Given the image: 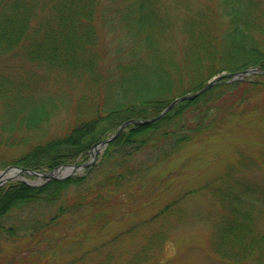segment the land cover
Listing matches in <instances>:
<instances>
[{
	"label": "trees",
	"instance_id": "1",
	"mask_svg": "<svg viewBox=\"0 0 264 264\" xmlns=\"http://www.w3.org/2000/svg\"><path fill=\"white\" fill-rule=\"evenodd\" d=\"M101 1L0 0V132H3L0 170L10 164L48 171L74 164L78 158L85 159L94 143L114 132L126 119L155 116L179 94L201 88L209 76L219 73L217 69L223 63L264 66V50L252 34L264 35V10L259 8L257 16L250 18L255 8L252 0L247 8L236 0H221L228 19L227 33L224 37L211 34L209 42H205L208 34L200 25L204 20L197 19L201 16L199 11L205 14L206 10L190 13L189 0H177L176 5H182L188 13L180 29L184 34L183 49L189 55L181 66L176 55L158 41L168 27L167 11L160 0H111L108 10L116 13L119 22L128 28L125 42L129 54L116 58L117 64L112 69L104 67L106 53L100 49L99 28L102 23L108 26V20L103 17L105 10L100 13ZM129 35L134 40L130 43L137 48L135 51L141 49L145 57L131 56ZM244 68L228 66L223 70ZM203 69L207 70L206 79L198 73ZM186 75L195 83L189 90L184 89ZM242 85L246 91L261 89L264 78L217 84L200 97L179 103L174 112L157 122L127 127L102 156L111 160L104 174L100 163L99 168L87 170L84 176L49 180L38 187L22 181L0 186V221L16 211L29 212L38 204L53 205L54 215L43 220L44 224H38L41 220H31L21 226L25 231L23 237L28 235L31 243L64 223L68 211L76 210L79 214L87 210V215L99 219L106 197L119 190L116 184L121 178L127 180L133 175L139 178L192 140L206 132L213 133L224 116L233 113L241 102V98L230 100ZM58 93L62 97L56 96ZM70 94H74L73 100ZM61 112L73 118L68 128L62 134L47 136L48 126ZM13 148L19 154L10 160L3 150ZM150 149H155L154 162H135L138 155ZM261 174L264 177V171ZM241 187L239 194L256 192L249 186ZM72 188L75 194L69 193ZM130 192L124 193L132 197L134 194ZM260 193L256 192L254 200L264 205ZM230 195L226 192L220 197ZM238 205L235 203L229 209V216L236 223L229 219L220 232L223 237L237 239L238 249H250L253 243L247 239L249 233L245 228L249 220L235 218ZM81 214L77 216H86ZM12 229L0 225V235L7 232L16 237ZM259 240L263 242L264 238ZM232 251L229 252L236 256L244 255ZM80 258L72 259L70 264Z\"/></svg>",
	"mask_w": 264,
	"mask_h": 264
},
{
	"label": "rangeland",
	"instance_id": "2",
	"mask_svg": "<svg viewBox=\"0 0 264 264\" xmlns=\"http://www.w3.org/2000/svg\"><path fill=\"white\" fill-rule=\"evenodd\" d=\"M176 1H159L166 8L168 27L158 41L176 55L175 59L181 66L189 52L184 51V34L178 30L188 13L182 5L177 6ZM249 1L236 0L243 8H247ZM110 2L101 1L100 13L105 10L103 17L108 20L104 19L108 26L102 23L99 33L100 49L106 53L104 67L112 69L117 64L116 58L128 55L129 50L127 43L123 42L128 28L125 23L119 22L116 13L108 10ZM189 3L190 13L197 9L206 10L205 14L199 11L201 16L197 18L204 20L200 25L208 34L205 42L210 41L211 34L218 37L226 35L228 19L221 0H189ZM252 3L255 8L249 9L252 10L250 18L257 16L259 8L264 10V1L252 0ZM210 24H213L212 28ZM194 26L201 29L197 24ZM254 26L257 25L251 27ZM252 34L254 41L264 50V35L261 32ZM128 38V44L133 47L131 56L145 57V52L141 49L135 51L137 48L130 43V40L134 43L132 36ZM175 48L178 52L174 51ZM235 63L238 62L223 63L217 70L220 73L228 66L262 67L259 64L237 66ZM198 73L205 79L208 75L206 69ZM191 78L184 77L185 90L195 85ZM245 89L246 86L242 85L239 91H234L230 101L242 100L233 113L224 116L213 133L206 132L192 140L183 149L174 151L167 161L155 164L139 178L136 175L127 180L121 178L116 184L119 190L106 197L99 219H96L98 216L87 215V210L81 212L86 215L84 218L78 217L82 214L76 210L68 211L69 214L63 218L64 223L61 222L43 237H36L31 243L28 235L23 237L25 231L21 226L31 220H41L38 224H44L43 220L54 215L53 205L38 204L29 212L16 211L1 220V226L13 227L16 237L7 232L0 235V264H70L79 256L81 258L73 264H264V241L259 240V237L264 238V205L254 200L258 191L264 199V177L261 174L264 171V87L251 91ZM188 92L192 90L185 93ZM56 96L62 97L60 93ZM70 98L73 100L74 94H70ZM72 119L70 114L67 116L61 112L48 126L47 136L63 133ZM0 134L3 135V132ZM154 150L138 155L135 162H154ZM3 151L10 160L19 154L15 148ZM103 153L104 150H100L93 161L91 156L88 157L86 167L77 170L76 176L84 175L89 164L99 168L100 163L104 174L111 160L107 157L103 159ZM66 169L64 167L60 171ZM21 179L32 185L44 182L36 175H24ZM243 180L256 192L239 194ZM232 182H237V185ZM129 191L134 194L132 197L124 193ZM226 192L231 195L221 199V194ZM69 193L75 194V190L72 188ZM235 203L240 204L235 218L249 220L245 228L249 233L247 239L253 243L250 249H238L237 239L223 237L220 232L229 219L236 223L229 216V209ZM71 219L75 222L71 223ZM77 220L80 222L76 223ZM231 250L237 255H244L236 256L229 252Z\"/></svg>",
	"mask_w": 264,
	"mask_h": 264
},
{
	"label": "bare ground",
	"instance_id": "3",
	"mask_svg": "<svg viewBox=\"0 0 264 264\" xmlns=\"http://www.w3.org/2000/svg\"><path fill=\"white\" fill-rule=\"evenodd\" d=\"M180 33H181V29H180ZM123 42H125V40H123ZM108 58H110V56H109V54H108ZM252 67H250V68H245V69H242V70H237V71H229V72H227V71H222V72H220V73H217V74H214L213 76H211L203 85H202V87L207 83V82H210V81H212V80H214L215 78H217V76H222L223 74H233V73H240V72H245V71H247V70H249V69H251ZM253 68H256L257 70H264V66L263 67H261L260 69H258L259 67H253ZM258 77H261V78H264V75H261V74H257V73H247V74H242V75H240V76H236V77H222V78H220L219 80H217V79H215V80H217L216 82H215V84L214 85H212L208 90H210L212 87H214L215 85H217V84H221V83H226V82H235V81H243V80H250V81H252L253 79H256V78H258ZM201 87V88H202ZM201 88H199V89H197V90H195V91H192V92H188V93H184V94H182V95H179V96H177V97H175V98H173L171 101H173L174 99H176V98H179V97H182V96H185V95H189V94H193V93H195V92H197L198 90H200ZM208 90H206L204 93H206ZM204 93H202V94H200L198 97H200L201 95H203ZM198 97H196V98H198ZM196 98H194V99H196ZM194 99H192V100H194ZM192 100H182V101H179L178 103H176L174 106H172L171 108H170V110L168 111V112H166L160 119H158V120H155V121H150L148 124H144V125H149V124H152V123H154V122H157V121H159V120H161L164 116H166L169 112H174V108L176 107V106H178V104L179 103H181V102H183V101H192ZM171 101H169V103L171 102ZM169 103L157 114V115H155V116H152V117H148V118H129V119H126L125 121H127V120H130V119H142V120H147V119H152V118H154V117H156V116H158L161 112H163V110L169 105ZM125 121H123L121 124H123ZM121 124L120 125H118V127L114 130V132H112V133H110L108 136H106L105 138H103V139H101L100 141H102V140H105V139H108L110 136H112L116 131H117V129L121 126ZM131 125H137V126H144V125H141V124H130V125H128V126H126L122 131H121V133L127 128V127H129V126H131ZM120 133V134H121ZM62 134V133H61ZM119 134V135H120ZM118 135V136H119ZM118 136L116 137V138H118ZM116 138H114V139H112L111 141H109V143L108 144H106V145H103V146H101L99 149H98V151L97 152H95L92 148H93V146L95 145V144H97V143H99L100 141H98V142H96V143H94L92 146H91V148H90V150H89V152H88V154H87V156H86V158L85 159H82V158H78L77 160H76V163H74V164H63V165H60L59 167H56V168H54L53 170H50V171H48V170H39V169H31V168H24V167H21V166H18V165H15V164H11V165H9V166H7V167H5L4 169H2V170H0V172H3L6 168H8V167H10V166H17V167H19V168H23V169H28V170H31V171H34V172H39V173H50V172H53V171H55L56 172V174H57V176H58V179H44V178H42L43 180H44V182L42 183V184H44V183H46L47 181H49V180H59V181H62V180H65V179H67V178H71V177H81V176H76V171L77 170H79V169H81V168H84V167H86V165H87V161H88V157H90L91 156V158H92V161L94 160V159H96V157H98V154H99V151L101 150H104V152H105V150H106V148L108 147V145L112 142V141H114ZM104 154V153H103ZM102 154V155H103ZM90 163H92V162H90ZM73 166H75L76 168L75 169H72V167ZM95 166V165H94ZM93 166V164H89L88 166H87V170H91V169H94V168H96V166L94 167ZM64 167H67V169L63 172V171H60V169H62V168H64ZM139 168V164H137V169ZM86 170V171H87ZM85 171V172H86ZM61 173V174H60ZM64 173H66V175H62V174H64ZM25 175L26 177L27 176H30V175H32V176H34V175H36V174H30V173H27V172H25V173H18L17 172V170H15V169H11V170H8L7 172H3L2 174H1V177L3 178V179H6V178H11L10 180H8V181H6L4 184H6V183H9V182H12V181H22V182H24L25 184H27L28 186H30V187H38V186H40V185H42V184H40V185H32V184H29V183H27L25 180H23V179H21V178H23V176ZM84 175H85V173H84ZM84 175H82V176H84ZM36 176H38V175H36ZM39 177V176H38ZM41 178V177H40ZM233 184H235V185H237V182H232ZM242 183V185L243 186H248V184H247V181H242L241 182ZM4 184H2V185H4ZM2 185H0V186H2ZM21 211V210H20ZM22 212V211H21Z\"/></svg>",
	"mask_w": 264,
	"mask_h": 264
},
{
	"label": "water",
	"instance_id": "4",
	"mask_svg": "<svg viewBox=\"0 0 264 264\" xmlns=\"http://www.w3.org/2000/svg\"><path fill=\"white\" fill-rule=\"evenodd\" d=\"M247 73H257V74H261V75H264V70H257L256 68H251L245 72H240V73H233V74H223L222 76H217V80H219L220 78L222 77H236V76H240L242 74H247ZM212 80L210 82H207L200 90H198L197 92L193 93V94H189V95H185V96H182V97H179V98H176L174 99L173 101H171L169 103V105L163 110V112H161L158 116L152 118V119H147V120H142V119H130V120H127L125 121L123 124H121V126L117 129V131L112 135L110 136L108 139H105V140H102L100 141L99 143L95 144L93 146V150L95 152L98 151V149L103 146V145H106L109 143V141H111L112 139L116 138L120 133L121 131L128 125L130 124H141V125H144V124H148L150 121H155V120H158L160 119L166 112H168L170 110V108L172 106H174L176 103H178L179 101H182V100H192L196 97H198L200 94L204 93L206 90H208L212 85L215 84V82L217 80ZM76 167L73 166L72 169H75ZM11 169H15L17 170V172L20 174V173H30V174H36L38 175L39 177L41 178H44V179H58V176L56 174L55 171L53 172H50V173H39V172H34V171H31V170H28V169H23V168H19L17 166H10L8 168H6L3 172H7L8 170H11ZM3 172H0V185L4 184L6 181L10 180L11 178H6V179H3L1 177V174Z\"/></svg>",
	"mask_w": 264,
	"mask_h": 264
}]
</instances>
